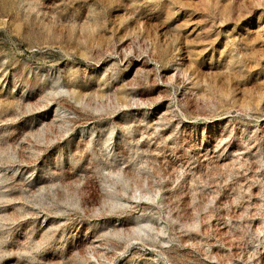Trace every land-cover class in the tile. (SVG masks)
<instances>
[{"label": "rangeland", "instance_id": "1", "mask_svg": "<svg viewBox=\"0 0 264 264\" xmlns=\"http://www.w3.org/2000/svg\"><path fill=\"white\" fill-rule=\"evenodd\" d=\"M0 264H264V0H0Z\"/></svg>", "mask_w": 264, "mask_h": 264}]
</instances>
